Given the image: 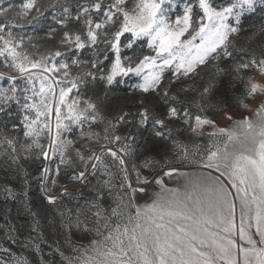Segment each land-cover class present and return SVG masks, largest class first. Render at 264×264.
<instances>
[{
  "label": "snow or ice",
  "instance_id": "obj_1",
  "mask_svg": "<svg viewBox=\"0 0 264 264\" xmlns=\"http://www.w3.org/2000/svg\"><path fill=\"white\" fill-rule=\"evenodd\" d=\"M0 172V264H264V0H0Z\"/></svg>",
  "mask_w": 264,
  "mask_h": 264
},
{
  "label": "trees",
  "instance_id": "obj_2",
  "mask_svg": "<svg viewBox=\"0 0 264 264\" xmlns=\"http://www.w3.org/2000/svg\"><path fill=\"white\" fill-rule=\"evenodd\" d=\"M1 173H3V172H1ZM3 177H4V173H3V175H0V181H2ZM31 195L33 197L38 196V189H37V187L35 185H33L32 189H31ZM4 207H5V205H4L3 201H2V199H0V224H4L5 223V219H4L3 211H2L4 209ZM9 207L12 208V215H13V217H15V215H16V205L10 204ZM16 223H19V221H16Z\"/></svg>",
  "mask_w": 264,
  "mask_h": 264
},
{
  "label": "rangeland",
  "instance_id": "obj_3",
  "mask_svg": "<svg viewBox=\"0 0 264 264\" xmlns=\"http://www.w3.org/2000/svg\"><path fill=\"white\" fill-rule=\"evenodd\" d=\"M253 19H255V18H253ZM250 23H251V21H249V23H245V28H248ZM29 171H33V169H29ZM0 175H3V173L0 172Z\"/></svg>",
  "mask_w": 264,
  "mask_h": 264
}]
</instances>
